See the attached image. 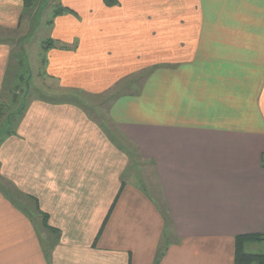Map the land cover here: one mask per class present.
<instances>
[{
  "label": "crops",
  "instance_id": "crops-1",
  "mask_svg": "<svg viewBox=\"0 0 264 264\" xmlns=\"http://www.w3.org/2000/svg\"><path fill=\"white\" fill-rule=\"evenodd\" d=\"M73 1L0 143V264H235L264 232V0ZM31 8L0 0V96ZM58 89L114 92L127 143Z\"/></svg>",
  "mask_w": 264,
  "mask_h": 264
},
{
  "label": "rangeland",
  "instance_id": "rangeland-1",
  "mask_svg": "<svg viewBox=\"0 0 264 264\" xmlns=\"http://www.w3.org/2000/svg\"><path fill=\"white\" fill-rule=\"evenodd\" d=\"M69 3L70 4H65V0H31L32 8L25 12L20 26L14 29H6L4 30V34L1 35H5L7 41L14 44L15 48H19L20 45H22L23 47L26 46V50L29 55V60L26 62L23 56H21L20 54H16L14 58L12 57V64H14L18 57L21 58V63L20 65H15L12 69L14 71L17 68V74L14 75V72L12 71L13 73H11V70H9V73H7V75H9V79H11V77H14V82L10 83L11 85L4 84V90L1 89L2 94L0 96V143H2L3 139L5 138V136L8 135V132L11 131V129L12 132H14L15 129L18 127V122L14 125L13 122L9 121V118H12L13 116L17 115L13 112L20 108L19 104L21 103V99L27 98L29 93L27 94L26 90H29V87L33 86V92L29 95L39 96L41 93L38 92L42 90H37L35 87L36 84L39 86H37V88H43L45 87V85L42 86L43 81L46 80L47 82L51 83V81L47 80L49 78H46L45 75L41 73V70L43 68L41 65V56L44 54V51L46 49L44 47V41L50 38L51 25L48 23V21L53 18L54 10L59 6H69L71 9L70 13L79 15L78 11L74 7L76 6L75 2L73 0H70ZM25 39L28 40L25 42ZM42 78H44L45 80H42ZM142 78L143 75H139V79L136 82L139 83ZM136 82H134V85H137ZM26 87H28V89H25ZM76 91L78 90H74L72 93L74 95H72L70 93H66L65 91L58 89L54 94L59 96H72L76 100V102L84 106L97 121L102 120L103 122H105V124L108 125L107 127L111 129L113 128L112 130L115 134L118 135L117 137H122L121 139H123L124 142L127 143L121 133L117 132L118 130L114 128L113 124L108 120L107 113L109 109V103H111L112 101L111 96L114 92L110 93V90L109 93L105 94L92 93L86 95L82 91L81 93H78ZM50 92L54 91L50 90ZM142 162L143 161L138 162V167L140 171V165ZM142 174V179L144 180L145 185H153V176L148 175L145 169H143ZM4 188L10 189V187L8 186V181L3 177V174L0 170V189L4 190ZM14 192L19 193L17 188L16 190L14 189ZM167 233L168 238L171 237V233ZM246 250L264 253V241L256 243H247Z\"/></svg>",
  "mask_w": 264,
  "mask_h": 264
},
{
  "label": "trees",
  "instance_id": "trees-1",
  "mask_svg": "<svg viewBox=\"0 0 264 264\" xmlns=\"http://www.w3.org/2000/svg\"><path fill=\"white\" fill-rule=\"evenodd\" d=\"M106 1H107V3L110 4V3L115 2L116 0H106ZM25 2H27L28 5H31V0H25ZM68 12H71V9L69 6H59L58 8H56L54 10L53 15L57 16V15L68 13ZM45 44H46V46H45ZM55 45L56 46L57 45L62 46L63 44L57 42L56 40H54L52 38H48L47 40L44 41V47L45 48H49V47H52ZM13 82H14V77H11V79H9V75H6L4 84L6 85V84L13 83ZM29 92H30L29 90H26L27 94ZM25 99L26 98L21 99L22 102L19 104L20 108L13 112L17 115L13 116L12 118H9V121L13 122L14 125L19 121L21 114H23L25 111V108H26ZM11 133H12V129H11V131L8 132V134H11ZM117 199H118V196L116 197L114 203H116ZM42 214H43V219H44V223H45L46 227L51 229L52 231H54L55 234L58 235L59 230L57 228L52 227L48 223V214L47 213H42ZM56 237L58 239V236H56ZM263 241H264V232L263 233L252 232V233H243V234L236 235V237H235V254H234L235 264H264V253L246 250V244L247 243H256V242H263Z\"/></svg>",
  "mask_w": 264,
  "mask_h": 264
}]
</instances>
